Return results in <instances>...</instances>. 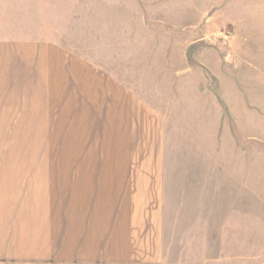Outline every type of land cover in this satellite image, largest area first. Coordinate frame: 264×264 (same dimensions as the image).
Masks as SVG:
<instances>
[{"label":"crops","instance_id":"crops-1","mask_svg":"<svg viewBox=\"0 0 264 264\" xmlns=\"http://www.w3.org/2000/svg\"><path fill=\"white\" fill-rule=\"evenodd\" d=\"M163 1L180 5H156ZM169 15L142 5L152 60L135 78L125 40L104 54L96 37L68 45L0 23V264H245L244 148L219 101L216 116L207 103L200 115L187 108L200 99L198 71L182 64ZM215 54L204 58L208 70L224 63ZM152 72L156 99L139 89ZM166 74L173 108L161 94ZM23 134L65 136V158H23ZM174 207L183 233L171 228ZM215 214L236 234L221 246L236 245L237 255L212 253ZM199 234L211 251L201 262L182 249Z\"/></svg>","mask_w":264,"mask_h":264},{"label":"rangeland","instance_id":"rangeland-1","mask_svg":"<svg viewBox=\"0 0 264 264\" xmlns=\"http://www.w3.org/2000/svg\"><path fill=\"white\" fill-rule=\"evenodd\" d=\"M159 1L161 0H4L0 23L2 29L21 31L26 36L68 45L76 46L78 42L84 44L86 41L94 45L96 37L98 45L95 43V46L102 47L98 49L104 54L113 52L104 50L110 42L117 43L119 48L121 41L125 40L127 53L137 63L136 66L133 65L135 69L132 77L135 78L139 69L152 60V56L144 52L149 47L148 42L141 43L145 36V30L139 23L142 5L154 16L159 11L170 10L169 16H175V23H168V26L174 25L180 31L182 48L186 51L187 61L183 60L182 64L188 65L190 70L198 71L197 96L200 99L197 105L188 103L187 108L191 113L197 112L200 115L201 104L207 103L206 110H213L216 116L219 101L224 108L225 125H229L244 148L245 244L240 248V255L244 250L245 264H264V0H175L180 5L169 9L166 8L168 1L162 3L165 8L157 6ZM166 45L167 41L164 46ZM216 51L224 59V63L218 70L213 67V70H208L204 58L206 56L212 60V57H216ZM175 57L178 61L182 56ZM160 66L161 59L156 62L155 68L159 69ZM190 72L183 71L182 77ZM168 77L166 74L161 94L170 100L168 104L173 108L176 107L175 96L170 86L172 80ZM146 79L147 85L139 89L148 98L156 99V92L151 85L155 80L154 73L148 74ZM183 108L184 104L181 106ZM22 141L23 158H65V149H59L65 148V136L23 134ZM172 210L171 228L180 232L184 226L182 216L175 207ZM222 218L215 214L211 251L214 255H224L223 257L237 255L236 245L221 246L223 238L227 236L226 232L228 233L222 228ZM200 234L199 238L194 241L188 239L187 246H182L183 250L195 256L199 262L202 260L201 256L203 258L205 254L209 256L208 252L211 253L210 246H201L204 241ZM228 234L230 243L233 244L236 234L233 235V231ZM221 249L224 252H220ZM212 262L225 263L215 259Z\"/></svg>","mask_w":264,"mask_h":264}]
</instances>
